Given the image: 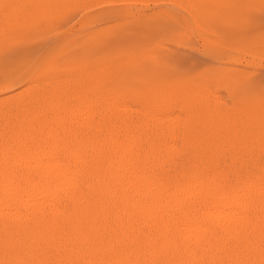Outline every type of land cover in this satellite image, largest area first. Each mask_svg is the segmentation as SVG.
I'll use <instances>...</instances> for the list:
<instances>
[{
  "label": "bare ground",
  "instance_id": "bare-ground-1",
  "mask_svg": "<svg viewBox=\"0 0 264 264\" xmlns=\"http://www.w3.org/2000/svg\"><path fill=\"white\" fill-rule=\"evenodd\" d=\"M91 4L56 24L90 14L69 29L94 28ZM82 44L57 60L80 63ZM36 69L0 85V264H264V102L229 107L194 83L138 94L96 65Z\"/></svg>",
  "mask_w": 264,
  "mask_h": 264
},
{
  "label": "rangeland",
  "instance_id": "rangeland-1",
  "mask_svg": "<svg viewBox=\"0 0 264 264\" xmlns=\"http://www.w3.org/2000/svg\"><path fill=\"white\" fill-rule=\"evenodd\" d=\"M150 1L0 0V85H5L10 77L16 81L23 78L17 82L18 90L24 86L28 70L34 67L36 72L49 74L48 71L57 68L72 70L96 65L101 75H110L118 85L138 94L194 83L208 86L229 107L234 105V100L244 104L264 102V3H261L264 0L249 2L251 9L242 12L231 11L234 0H165L162 7L155 9ZM83 3L95 5L91 7L97 18L94 28L78 32L69 29L73 25L74 29L79 28L90 14L76 17L63 26L56 24V19L72 6ZM149 5L152 8L145 10ZM195 5L203 6V11L209 13L202 11L200 15ZM154 11L158 14H153ZM171 11L181 18L178 24L170 17ZM76 40H83V44L74 51L75 56L94 53L93 56L76 64L57 60L60 54L73 49ZM216 47L237 48L238 53H233L234 57L218 56L212 52ZM241 58L259 67H251L244 61L233 62ZM37 63L42 64L36 66ZM212 70L221 77L216 80Z\"/></svg>",
  "mask_w": 264,
  "mask_h": 264
}]
</instances>
